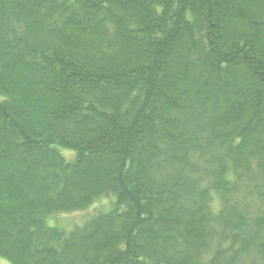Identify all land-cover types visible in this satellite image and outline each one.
Returning a JSON list of instances; mask_svg holds the SVG:
<instances>
[{"label":"trees","instance_id":"16d2710c","mask_svg":"<svg viewBox=\"0 0 264 264\" xmlns=\"http://www.w3.org/2000/svg\"><path fill=\"white\" fill-rule=\"evenodd\" d=\"M0 97V259L264 264V0H0Z\"/></svg>","mask_w":264,"mask_h":264},{"label":"rangeland","instance_id":"374dc122","mask_svg":"<svg viewBox=\"0 0 264 264\" xmlns=\"http://www.w3.org/2000/svg\"><path fill=\"white\" fill-rule=\"evenodd\" d=\"M95 206H93L91 209H89L86 212L80 211V212H73V213H67V214L60 215L61 216L60 219L62 222H66L68 224L67 230H70V228L73 226V223H77L78 224L77 226L79 227V225H81L80 222L84 221L87 217H89V215L92 213V210ZM0 264H10V263L0 259Z\"/></svg>","mask_w":264,"mask_h":264}]
</instances>
